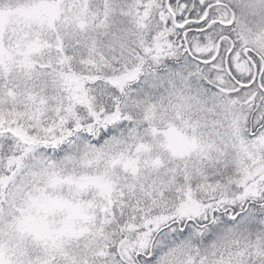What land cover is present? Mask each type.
<instances>
[{"label":"snow or ice","instance_id":"6c2138e0","mask_svg":"<svg viewBox=\"0 0 264 264\" xmlns=\"http://www.w3.org/2000/svg\"><path fill=\"white\" fill-rule=\"evenodd\" d=\"M0 264H264V0H0Z\"/></svg>","mask_w":264,"mask_h":264}]
</instances>
